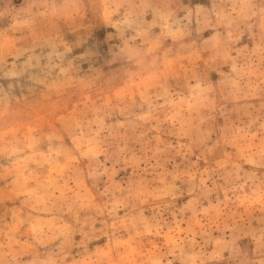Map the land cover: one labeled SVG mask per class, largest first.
<instances>
[{"label": "clouds", "instance_id": "clouds-1", "mask_svg": "<svg viewBox=\"0 0 264 264\" xmlns=\"http://www.w3.org/2000/svg\"><path fill=\"white\" fill-rule=\"evenodd\" d=\"M0 264H264V0H0Z\"/></svg>", "mask_w": 264, "mask_h": 264}]
</instances>
